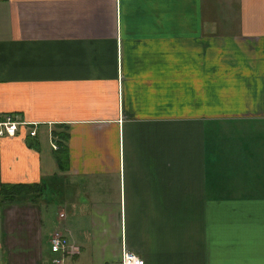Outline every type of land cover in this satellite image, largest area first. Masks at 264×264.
I'll use <instances>...</instances> for the list:
<instances>
[{"label": "crops", "instance_id": "obj_1", "mask_svg": "<svg viewBox=\"0 0 264 264\" xmlns=\"http://www.w3.org/2000/svg\"><path fill=\"white\" fill-rule=\"evenodd\" d=\"M4 114L0 183L64 195L51 231L45 196L0 203V264L57 227L62 264H264V0H0Z\"/></svg>", "mask_w": 264, "mask_h": 264}, {"label": "built area", "instance_id": "obj_2", "mask_svg": "<svg viewBox=\"0 0 264 264\" xmlns=\"http://www.w3.org/2000/svg\"><path fill=\"white\" fill-rule=\"evenodd\" d=\"M26 124L27 123L17 115L4 114L0 116V136H12L15 132L20 133L24 130ZM27 133L32 136L34 135V130L29 129ZM50 146L56 148L53 141L50 143ZM63 216L64 214L62 212L58 213L59 219L63 218ZM48 247L51 256L45 264H62V260L65 256H70L77 252V246L74 242L58 227L49 234ZM120 264H143V261L131 251L123 250Z\"/></svg>", "mask_w": 264, "mask_h": 264}, {"label": "trees", "instance_id": "obj_3", "mask_svg": "<svg viewBox=\"0 0 264 264\" xmlns=\"http://www.w3.org/2000/svg\"><path fill=\"white\" fill-rule=\"evenodd\" d=\"M53 133L56 134L58 138V140L56 139L57 150L54 151V158L58 164L65 163L67 161V148L64 142L67 138V132L53 130ZM60 168H63V166ZM51 194L52 189L45 185L43 179L37 183H0V203H11L15 200V197L19 195L29 196L30 202L33 203L40 201L42 195L45 196V201L49 202Z\"/></svg>", "mask_w": 264, "mask_h": 264}, {"label": "rangeland", "instance_id": "obj_4", "mask_svg": "<svg viewBox=\"0 0 264 264\" xmlns=\"http://www.w3.org/2000/svg\"><path fill=\"white\" fill-rule=\"evenodd\" d=\"M60 178H61V176L56 175V180L60 179ZM56 180H54V178L51 175H47L46 177H44L45 185H47L48 188H50V187L56 188V190L58 191V195L56 196V198H57V200H59L61 198V196L64 195V191L62 190L63 187H60V185L56 182ZM56 198H54V199H56ZM40 202L43 203V205H42L43 209L41 208L42 225L46 226V231H47V228L49 226V224H48V221H49L50 222V228H51L50 231H51L54 228V218L56 215V209L57 208L54 205H49V204L45 205L48 203V202H45V199L41 200ZM45 208H46V210H44ZM44 234L45 233L43 232V236H44Z\"/></svg>", "mask_w": 264, "mask_h": 264}]
</instances>
